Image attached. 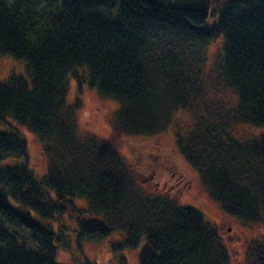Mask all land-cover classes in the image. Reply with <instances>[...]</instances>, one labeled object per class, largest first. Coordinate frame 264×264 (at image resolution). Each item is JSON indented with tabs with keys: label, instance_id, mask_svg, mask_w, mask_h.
<instances>
[{
	"label": "trees",
	"instance_id": "16d2710c",
	"mask_svg": "<svg viewBox=\"0 0 264 264\" xmlns=\"http://www.w3.org/2000/svg\"><path fill=\"white\" fill-rule=\"evenodd\" d=\"M214 3L218 9L210 0H0V56L25 62L27 73L0 83V123L31 133L47 164L38 180L25 141L0 133V264H56L67 229L49 221L71 206L66 199L102 219L78 224L79 240L118 234L131 249L143 243L136 264L230 263L199 211L144 197L108 144L80 139L77 106L66 101L69 80L85 69L89 87L119 104V133L155 135L192 109L204 49L216 40L221 76L236 97L228 114L262 131L240 142L219 118L197 116L176 149L224 214L264 223V0ZM254 250L247 264H264V242Z\"/></svg>",
	"mask_w": 264,
	"mask_h": 264
},
{
	"label": "rangeland",
	"instance_id": "374dc122",
	"mask_svg": "<svg viewBox=\"0 0 264 264\" xmlns=\"http://www.w3.org/2000/svg\"><path fill=\"white\" fill-rule=\"evenodd\" d=\"M216 5L215 0H210ZM218 9V6L216 5ZM215 18H209L212 24ZM221 43L216 40L204 49V62L199 65V86L192 109L176 112L168 127L152 136H125L113 124L119 104L99 96L95 88L88 85L85 69H77L78 79L69 80L67 103L76 105L75 129L80 139L93 138L108 144L124 161L134 179L135 189L146 198L165 197L176 206L192 207L199 211L203 220L216 230L227 249L229 264H247V258L255 248L264 242V223L249 224L224 214L210 198L199 175L178 153L176 136H184L193 127L197 116L208 121L217 118L223 122L232 136L240 142L260 134L262 129L236 123L228 114L235 105L236 97L224 82L218 58ZM12 75L27 79L26 63L9 55L0 56V83ZM80 79V80H79ZM13 132L25 141L28 167L38 180L47 170L46 159L38 140L13 120L0 123V133ZM55 200V197L52 196ZM64 214L49 221L54 231L67 229L66 247H59L55 256L56 264H136L137 249L129 248L118 234L101 241L86 242L78 239V224L88 221L101 222L90 213L88 205L79 199L69 200ZM34 219L41 222L37 217ZM45 224V223H44ZM117 247H120L119 249Z\"/></svg>",
	"mask_w": 264,
	"mask_h": 264
}]
</instances>
